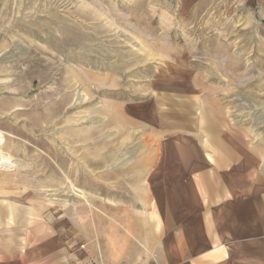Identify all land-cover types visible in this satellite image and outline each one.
Segmentation results:
<instances>
[{"label": "rangeland", "instance_id": "1", "mask_svg": "<svg viewBox=\"0 0 264 264\" xmlns=\"http://www.w3.org/2000/svg\"><path fill=\"white\" fill-rule=\"evenodd\" d=\"M171 112L219 119L264 176V5L0 0V130L15 137L5 152L17 165L0 167L2 217L22 205L33 232L49 220L73 250L86 246L73 230L112 221L123 230L109 237L113 256L133 261L128 222L159 215L147 181L157 120ZM2 217L1 238L15 226Z\"/></svg>", "mask_w": 264, "mask_h": 264}, {"label": "crops", "instance_id": "2", "mask_svg": "<svg viewBox=\"0 0 264 264\" xmlns=\"http://www.w3.org/2000/svg\"><path fill=\"white\" fill-rule=\"evenodd\" d=\"M257 3L264 5V0ZM157 124L162 133L159 157L147 182L159 215L146 228L138 216L128 222L138 238L133 242L126 236V250L135 247L133 261L113 256L109 237L123 230L112 221H89L73 230L83 236L72 242L86 245L73 250L49 220L33 232L26 225L30 213L15 204L23 208V215H12L11 209L7 216L0 213V219L15 222L13 230L5 229L13 235L0 237V264H264V176L258 172L256 155L260 156L253 149L240 150L235 145L238 137L220 133L221 121L212 115L179 117L171 112ZM119 241L114 244L124 250ZM140 247L147 250L146 259Z\"/></svg>", "mask_w": 264, "mask_h": 264}, {"label": "bare ground", "instance_id": "3", "mask_svg": "<svg viewBox=\"0 0 264 264\" xmlns=\"http://www.w3.org/2000/svg\"><path fill=\"white\" fill-rule=\"evenodd\" d=\"M8 138L14 139L15 137L10 133L3 132L2 130H0V167L5 168L6 170H7V168L11 169L14 166L17 167V165L15 164V161H14L15 160L14 156H12L11 153L5 152V145L8 141L7 140ZM71 188H72V190L74 189V187H72V186H71ZM74 191H75L76 196L81 197V198H85V195L82 192H79L75 189H74Z\"/></svg>", "mask_w": 264, "mask_h": 264}, {"label": "built area", "instance_id": "4", "mask_svg": "<svg viewBox=\"0 0 264 264\" xmlns=\"http://www.w3.org/2000/svg\"><path fill=\"white\" fill-rule=\"evenodd\" d=\"M85 246H83L82 248H84Z\"/></svg>", "mask_w": 264, "mask_h": 264}]
</instances>
